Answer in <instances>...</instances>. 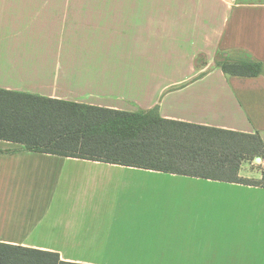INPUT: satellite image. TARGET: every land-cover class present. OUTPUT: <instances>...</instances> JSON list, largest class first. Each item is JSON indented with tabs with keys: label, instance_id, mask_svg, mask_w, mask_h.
I'll return each instance as SVG.
<instances>
[{
	"label": "crops",
	"instance_id": "0c3cea01",
	"mask_svg": "<svg viewBox=\"0 0 264 264\" xmlns=\"http://www.w3.org/2000/svg\"><path fill=\"white\" fill-rule=\"evenodd\" d=\"M219 53L263 71L226 75ZM0 89L264 143V0H0ZM0 242L81 264H264V187L0 139Z\"/></svg>",
	"mask_w": 264,
	"mask_h": 264
},
{
	"label": "trees",
	"instance_id": "16d2710c",
	"mask_svg": "<svg viewBox=\"0 0 264 264\" xmlns=\"http://www.w3.org/2000/svg\"><path fill=\"white\" fill-rule=\"evenodd\" d=\"M231 76L255 77L262 62L219 53ZM0 139L27 150L264 187L239 176L243 161L264 157L258 133L162 118L157 107L129 112L0 89ZM0 264H81L56 252L0 242Z\"/></svg>",
	"mask_w": 264,
	"mask_h": 264
},
{
	"label": "rangeland",
	"instance_id": "374dc122",
	"mask_svg": "<svg viewBox=\"0 0 264 264\" xmlns=\"http://www.w3.org/2000/svg\"><path fill=\"white\" fill-rule=\"evenodd\" d=\"M251 158L249 160H245L242 162V171L245 172L246 170H251L255 174L256 173H263L264 172V157ZM254 174V175H255ZM253 180H257L254 178H249Z\"/></svg>",
	"mask_w": 264,
	"mask_h": 264
}]
</instances>
